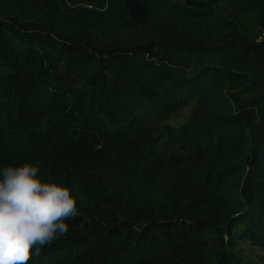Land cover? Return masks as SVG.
Segmentation results:
<instances>
[{
  "label": "trees",
  "instance_id": "16d2710c",
  "mask_svg": "<svg viewBox=\"0 0 264 264\" xmlns=\"http://www.w3.org/2000/svg\"><path fill=\"white\" fill-rule=\"evenodd\" d=\"M16 1L0 170L37 166L79 211L28 264H264V0H224L246 25L213 0Z\"/></svg>",
  "mask_w": 264,
  "mask_h": 264
},
{
  "label": "clouds",
  "instance_id": "9594fccd",
  "mask_svg": "<svg viewBox=\"0 0 264 264\" xmlns=\"http://www.w3.org/2000/svg\"><path fill=\"white\" fill-rule=\"evenodd\" d=\"M38 171L30 163L0 170V264H28L79 215L71 190L42 182Z\"/></svg>",
  "mask_w": 264,
  "mask_h": 264
},
{
  "label": "rangeland",
  "instance_id": "374dc122",
  "mask_svg": "<svg viewBox=\"0 0 264 264\" xmlns=\"http://www.w3.org/2000/svg\"><path fill=\"white\" fill-rule=\"evenodd\" d=\"M12 1L13 0H10L9 4L12 3L13 5H19L16 0L13 2ZM173 1L180 3V2H183L184 0H173ZM213 4L215 5V8L218 10L217 11L218 14L227 15L225 17L232 16V18L236 22H239L240 24L242 23V25L248 24L249 19H251V18H249V15L247 16V15L243 14L242 12H240V10H238V7H236L235 5H233L229 2H226L224 0H213ZM81 6H83V5L78 4L75 7H81ZM193 104L194 103H190L188 106L184 107L180 111V113L176 117L173 118L172 123L175 125H182V124L186 123L191 116ZM257 254L264 256V250L261 252H256L255 255H257Z\"/></svg>",
  "mask_w": 264,
  "mask_h": 264
}]
</instances>
